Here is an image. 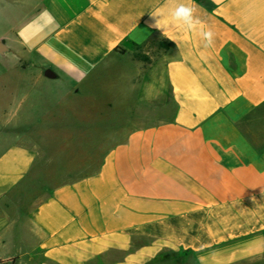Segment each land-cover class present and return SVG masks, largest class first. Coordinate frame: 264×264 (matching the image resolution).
Wrapping results in <instances>:
<instances>
[{
	"label": "crops",
	"instance_id": "0c3cea01",
	"mask_svg": "<svg viewBox=\"0 0 264 264\" xmlns=\"http://www.w3.org/2000/svg\"><path fill=\"white\" fill-rule=\"evenodd\" d=\"M0 24L1 263L264 264V0H0ZM46 120L92 130L82 174L44 173Z\"/></svg>",
	"mask_w": 264,
	"mask_h": 264
},
{
	"label": "rangeland",
	"instance_id": "374dc122",
	"mask_svg": "<svg viewBox=\"0 0 264 264\" xmlns=\"http://www.w3.org/2000/svg\"><path fill=\"white\" fill-rule=\"evenodd\" d=\"M17 12V11H16ZM17 14V13H16ZM2 31V26L0 24V32ZM140 49V47H136V49ZM141 53L139 50L138 57H141ZM15 64H18L17 59L15 56L7 55L3 58L0 57V69H6V70H12L15 66ZM13 72V71H11ZM7 81V77H4ZM13 76H9V83L12 84ZM2 82H4L3 79H1ZM7 81V82H8ZM41 88V87H40ZM38 92L37 88L32 92ZM59 99L60 107L58 108L57 114L59 116L65 117V101L64 99L57 98V101ZM93 125V124H92ZM29 126L32 128L30 134L32 136H36L38 139H36L38 145L41 147L42 152L44 155L42 156V168L45 171L44 173L50 178H72V175L75 176V174H82V172L73 171L71 168L75 167L78 168L82 166V152L87 149V147L84 145L82 146V141H79L74 143V145L67 143V136H81L82 132L83 134L90 133L92 130L87 128V125L83 124H74L72 126L73 128L71 130L67 129V125L63 123H56V122H49V121H43V122H31ZM97 126V125H96ZM17 131L16 126L11 127V138L10 143H15L17 139L14 137L15 132ZM54 135V136H53ZM25 143L28 144V139H23ZM91 147V146H90ZM84 148V149H83ZM90 149V148H89ZM91 150V149H90ZM67 152L75 153L78 155L79 158L75 159L74 161H70L67 163L66 161V154ZM85 160V159H84ZM58 162V170H52L51 163L50 162ZM48 167L49 170H45L44 168ZM18 250L13 247L5 248L4 250H0L1 253L7 254V255H14ZM23 253V256L20 260H15L13 262H7V263H1L0 264H50L46 260L35 256L32 252H21ZM188 259H194L195 257L186 254ZM181 257H170L169 260L171 262H177L178 259Z\"/></svg>",
	"mask_w": 264,
	"mask_h": 264
},
{
	"label": "clouds",
	"instance_id": "9594fccd",
	"mask_svg": "<svg viewBox=\"0 0 264 264\" xmlns=\"http://www.w3.org/2000/svg\"><path fill=\"white\" fill-rule=\"evenodd\" d=\"M195 11L196 10L190 4L181 2L178 3L177 6L170 11V15L175 24L183 27L187 31H195L202 25V21L198 16L195 15ZM161 14H163V10L156 9L153 13V16H158ZM41 15L48 16L50 23L54 22V17H52L51 14L47 12V10L42 12ZM199 35L204 41V47L210 48L214 46L215 33L210 28L207 30L200 28ZM167 37L177 42L171 36ZM252 199L254 200L255 197H252Z\"/></svg>",
	"mask_w": 264,
	"mask_h": 264
},
{
	"label": "trees",
	"instance_id": "16d2710c",
	"mask_svg": "<svg viewBox=\"0 0 264 264\" xmlns=\"http://www.w3.org/2000/svg\"><path fill=\"white\" fill-rule=\"evenodd\" d=\"M15 260H16V259L14 258V259H11V260H9V261H10V262H13V261H15ZM9 261H8V262H9Z\"/></svg>",
	"mask_w": 264,
	"mask_h": 264
},
{
	"label": "water",
	"instance_id": "95a60500",
	"mask_svg": "<svg viewBox=\"0 0 264 264\" xmlns=\"http://www.w3.org/2000/svg\"><path fill=\"white\" fill-rule=\"evenodd\" d=\"M3 50L2 46H1V43H0V52Z\"/></svg>",
	"mask_w": 264,
	"mask_h": 264
}]
</instances>
